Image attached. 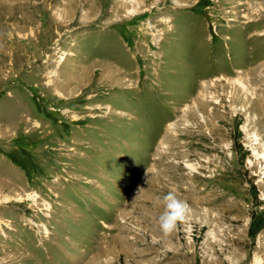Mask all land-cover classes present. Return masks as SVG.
<instances>
[{"label":"rangeland","instance_id":"1","mask_svg":"<svg viewBox=\"0 0 264 264\" xmlns=\"http://www.w3.org/2000/svg\"><path fill=\"white\" fill-rule=\"evenodd\" d=\"M0 264H264V0H0Z\"/></svg>","mask_w":264,"mask_h":264},{"label":"clouds","instance_id":"2","mask_svg":"<svg viewBox=\"0 0 264 264\" xmlns=\"http://www.w3.org/2000/svg\"><path fill=\"white\" fill-rule=\"evenodd\" d=\"M162 199L165 210L159 216V226L165 235H170L179 224L188 220L191 209L189 204L173 191H169Z\"/></svg>","mask_w":264,"mask_h":264}]
</instances>
